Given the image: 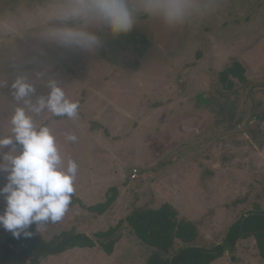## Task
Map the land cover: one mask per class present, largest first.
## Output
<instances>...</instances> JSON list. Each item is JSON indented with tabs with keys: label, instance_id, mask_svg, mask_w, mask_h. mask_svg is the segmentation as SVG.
Returning <instances> with one entry per match:
<instances>
[{
	"label": "rangeland",
	"instance_id": "374dc122",
	"mask_svg": "<svg viewBox=\"0 0 264 264\" xmlns=\"http://www.w3.org/2000/svg\"><path fill=\"white\" fill-rule=\"evenodd\" d=\"M50 3L0 0V135L9 134L18 76L37 95L55 79L79 102L78 119L45 113L37 123L77 163L80 184L91 182L75 184L61 222L29 231L46 241L84 233L93 242L39 264H146L153 248L136 241L126 216L164 202L198 225L194 245L223 247L210 264H264L253 232L224 241L236 220L264 211V0H201L203 13L175 28L145 15L126 34L93 26L101 43L92 51L43 36L40 11Z\"/></svg>",
	"mask_w": 264,
	"mask_h": 264
},
{
	"label": "clouds",
	"instance_id": "9594fccd",
	"mask_svg": "<svg viewBox=\"0 0 264 264\" xmlns=\"http://www.w3.org/2000/svg\"><path fill=\"white\" fill-rule=\"evenodd\" d=\"M204 10L201 0H52L40 16L46 22V39L92 51L101 43L89 30L93 26L114 35L126 34L136 18L145 15L175 28ZM9 29L14 30V25L10 23ZM46 85L47 94L37 95L34 84L24 76L11 83L16 106L7 120L9 134L0 135V174H6V183L0 186L5 204L0 228L17 239L31 238L32 225L38 231L65 218L78 177L77 163L62 150L52 128L38 124L37 118L47 113L76 120L79 102L71 100L55 79H48ZM64 140L76 143L78 137L65 133Z\"/></svg>",
	"mask_w": 264,
	"mask_h": 264
},
{
	"label": "trees",
	"instance_id": "16d2710c",
	"mask_svg": "<svg viewBox=\"0 0 264 264\" xmlns=\"http://www.w3.org/2000/svg\"><path fill=\"white\" fill-rule=\"evenodd\" d=\"M228 73L234 74L232 68L228 69ZM105 207V204L100 205L95 207V210L103 212ZM126 222L142 244L153 248L146 264H210L223 254L221 245L212 248L194 245L197 224L180 218L178 211L169 203L136 209L126 216ZM244 232H253L257 248L264 258V211L240 217L229 226L224 241L234 245ZM32 233L31 238L17 239L6 230L0 249V264H39L40 258L60 254L69 246L88 245L93 242L92 238L84 233H69L49 241L37 233ZM174 250L177 251L168 255ZM162 254L169 256V260L164 259Z\"/></svg>",
	"mask_w": 264,
	"mask_h": 264
},
{
	"label": "crops",
	"instance_id": "0c3cea01",
	"mask_svg": "<svg viewBox=\"0 0 264 264\" xmlns=\"http://www.w3.org/2000/svg\"><path fill=\"white\" fill-rule=\"evenodd\" d=\"M119 90H120V88H119ZM108 159H110V157L108 158ZM108 159H106V161L108 160ZM132 178H136L137 176H138V169H136V168H134V169H132ZM79 177V178H78ZM78 177H77V181H76V183L75 184H77V185H80L82 188H84L85 187V185H89V182H91V181H87V179L85 180V181H83L84 182V184L83 185H81L80 184V182L82 181V180H84V178L83 177H81V174H79L78 173ZM164 203H168V202H164ZM170 204V203H169ZM186 220H189V219H186ZM190 221V220H189ZM198 226V225H197ZM137 240V242H140V240L135 236V235H133ZM139 244V243H138ZM141 246H144L145 248H147V249H151V247H149V246H146V245H141Z\"/></svg>",
	"mask_w": 264,
	"mask_h": 264
}]
</instances>
